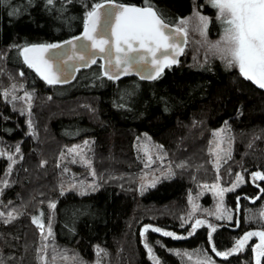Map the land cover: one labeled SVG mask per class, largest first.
I'll return each instance as SVG.
<instances>
[{"label":"trees","instance_id":"1","mask_svg":"<svg viewBox=\"0 0 264 264\" xmlns=\"http://www.w3.org/2000/svg\"><path fill=\"white\" fill-rule=\"evenodd\" d=\"M194 1L152 3L166 20L175 22L192 12ZM118 2L143 4L144 0ZM55 3L58 9L63 0ZM90 3L91 0H71L60 14L56 9L46 11L45 0L31 4L29 0H0V53L8 54L0 56V89L8 88L14 79L24 83V90L33 92L31 119L35 128L33 135L27 125L29 113L16 109L0 95V146L15 150L19 143L23 153V159L17 160L7 176L9 161L0 157V181L7 178L12 182L3 186L1 203L6 205V211L14 208L22 212L9 223H0V259L5 264H41L37 248L45 242L32 220L41 210L45 235L48 220L52 221L44 264L53 260V249L59 254L52 264H71L61 250H67L69 256L78 254L86 264H94L96 245L107 250V255L100 256L101 264H154L140 235L144 224L185 235L169 237L153 229L146 232L161 264H186L181 253L197 248L216 256L208 241V227L200 226L186 236L191 227L184 226L182 214L187 211V197L195 185L216 179L209 148L214 130L219 128L233 138L231 157L219 172L222 183L227 185L241 171L245 181L226 196L239 223L219 224L213 241L218 250H224L243 232L264 226L259 215L264 193L254 201L245 198L257 196L264 187V179L258 184L249 181L253 171H264V88L242 76L236 67L227 68L219 60L197 67L182 56L179 64L147 82L136 77L113 81L101 77L100 67L93 65L80 70L72 83L47 87L23 62L17 49L9 47L78 35L83 29L84 5ZM12 8L16 14H12ZM124 104L128 106H117ZM141 134L163 145L167 156L161 169L167 170L171 162L175 172L171 179H161L143 192L138 183L141 167L134 150L135 137ZM85 139L91 142L87 155L92 159L99 187L81 195L76 188H68L72 180L66 178L64 169L71 158L66 157L64 149ZM62 151L65 158L60 155ZM41 160L46 163L41 165ZM57 160L64 163L57 164ZM182 161L187 164L176 167ZM61 181L67 189L64 194L60 192ZM53 200L55 209L49 207ZM207 201L203 203L208 204ZM252 244L243 253H233L225 260L222 257L218 263L255 264Z\"/></svg>","mask_w":264,"mask_h":264},{"label":"snow or ice","instance_id":"2","mask_svg":"<svg viewBox=\"0 0 264 264\" xmlns=\"http://www.w3.org/2000/svg\"><path fill=\"white\" fill-rule=\"evenodd\" d=\"M34 0H29V4ZM7 3V0H5ZM71 0H63V3L56 8L55 0H45V10L52 11L56 9L58 13L63 14L66 11L67 5ZM206 3L216 9V19L222 25V32L219 38L214 41L207 40V31L211 22V17L205 15L202 11L194 9L190 16H182L175 22H169L163 15V12L157 8L152 0H144L143 4L136 3H120L118 0H91L89 4H85L82 22L83 30L78 35L69 36L66 40H56L53 42L40 43H23L21 45H10L15 47L18 55L22 57L23 62L29 68L34 69L40 77L43 78L49 85H62L74 78L76 71L82 67H88L91 64H100V76L108 77L111 80H118L121 76L127 73H136L141 78L148 80H156L163 75L166 68L179 64V56L184 52L188 38L189 23L193 16L197 19V30L205 37L208 50L214 55L219 56L225 62L227 67L236 66L242 76L254 81L256 85L264 88V0H206ZM200 7H204L201 5ZM12 14H16V9L12 8ZM7 53H0V56H7ZM99 58V61H98ZM207 54L205 60L207 61ZM2 71V69H0ZM23 76V69L20 71ZM25 89L23 82L17 84L13 79L12 84L8 88L0 89V95H3L7 101L11 95V101L15 106V101L23 100L27 108L21 107L20 111H27L29 119L27 125L29 132L35 135V128L31 119V103L33 92L28 90L23 91L22 96H18L17 89ZM34 91V90H33ZM124 93H122V96ZM118 107H127V104L117 105ZM227 125V121H225ZM219 142L215 143V148H209L210 153L215 154L212 163L217 169V178L219 180V169L222 162L231 157L232 137L225 133L224 128L215 129ZM227 142L228 147H221ZM90 141L85 139L82 145H71L69 152L74 153L73 161L82 163L91 169V175L96 176L95 168L92 167V159L87 155L90 151ZM68 147V146H66ZM158 149H163V145H157ZM147 151V148L145 149ZM62 157L65 153L62 151ZM160 157V163H165L164 157L167 152H157ZM0 157H7L9 163L5 169V175H10L17 160L23 159L19 143L15 145V152L7 151L0 148ZM149 161L152 156L149 155ZM46 161L41 160L40 164H45ZM61 161L57 160V164ZM167 171H161L160 175L152 174L151 179H142L140 183L141 191H145L148 186L155 187L161 179H171L175 172L172 170L171 162H168ZM187 161H182L176 167H183ZM149 164H145L147 169ZM67 168L64 172H68ZM231 172V169H229ZM141 175L147 177L149 173L142 171ZM252 183H257V178L264 179V171H253L251 173ZM217 183L212 186L214 196H216V211L203 209L193 202V197L189 195L190 210L182 214L186 215L187 219L183 223H191V230L188 235L195 232L201 225L208 226V241L211 243L212 250L218 257H229L233 253H239L248 244L250 238L258 237L256 244H252L253 257L255 264H261L264 258V226L254 229H249L243 232L242 235L234 239L231 247L224 250H218L213 241V233L219 225L211 223L208 219L197 215V211H206L209 216H219L228 221L234 219L233 212L228 210L224 205V194L227 191L236 189L240 184L244 183L245 177L243 171L235 173V179L230 185L223 186ZM12 183L5 178L0 181V192L3 191V186H8ZM99 187L96 180L92 181H77L72 180L68 184V188H76L81 195L87 192L95 191ZM67 189L64 187V181H61L60 192L64 194ZM264 193V187L260 188L259 196ZM257 196L247 197L249 200H256ZM240 197H237L236 209L239 210ZM49 207L55 209L56 201H49ZM21 210L9 208L6 212L0 209V218L4 223H9L17 216L21 215ZM43 210H41V215ZM264 219V210L259 213ZM254 217H249L253 219ZM33 222L39 227L41 240L43 243L41 248H37L38 259L46 261L47 259V239L52 235V221L48 220L47 235H45V221L41 216H32ZM236 223H239V218H236ZM153 229L158 233H163L169 237H179L182 233L171 231L164 227H159L154 224H144L140 229V235L143 238L145 249L148 255L153 259L154 264H161L160 257L153 250V246L148 243L146 232ZM159 243V242H158ZM97 260L94 264H101L100 256L107 255V250L96 245ZM64 258L70 260L71 264H86L79 258V255L74 253L68 255L67 250H61ZM169 251H172L171 249ZM179 254V250H176ZM203 251V257L200 264H217V261L208 254L206 249ZM44 252L45 255H39ZM59 253L53 249V260ZM188 255L187 252L184 253ZM0 264H5L3 259H0Z\"/></svg>","mask_w":264,"mask_h":264},{"label":"rangeland","instance_id":"3","mask_svg":"<svg viewBox=\"0 0 264 264\" xmlns=\"http://www.w3.org/2000/svg\"><path fill=\"white\" fill-rule=\"evenodd\" d=\"M201 5H203L204 7H200ZM194 9L202 11L205 15H208V16L211 17V22L209 24V28H208V31H207V40L208 41L217 40L219 38V35L222 32V25L216 19V9L213 8L212 6L208 5L206 3V0H195L194 1L193 10L187 16H190L193 13ZM206 54H207V57H208L207 61L205 60ZM183 57L187 58V60L189 61V63L191 65H195L197 67L204 66L205 63H207L210 60H219V61H221L224 64L225 67H227L225 65V62L223 60H221L219 58V56H214L208 50L207 43L205 42V37H203L201 35V33L197 30V19L194 16H193V18L191 19V21L189 23L188 38H187V43L185 45V49H184V52H183ZM232 67H236V66H232ZM236 68L239 70L238 67H236ZM6 77L9 80L11 79V77L8 74H7ZM15 82L17 84L21 83V82H17V81H15ZM11 84H12V81L10 80L8 85L10 86ZM62 90L71 91L69 88H64ZM23 91H24V89H19L18 88L16 90L17 95L18 96H22L23 95ZM9 100L11 101V95H9ZM15 102H16V104H15L14 107L16 109L20 110L21 107L27 108V105H25L23 100H17ZM24 112H27V111H24ZM217 136H218V134L215 133V136L212 139V141L219 142L218 139H217ZM82 142H80L78 144H75V145H82ZM134 144H135V146H134L135 149L134 150H135V154H136V159H137L138 165L141 167V173H142V171H147L149 173V175L147 177H143L141 175V173L139 174V176H138V183L139 184L141 183L142 179H151L153 173L158 176V175H160L161 171H167L166 169L165 170L161 169L162 164L160 163V157L157 155V152L163 153L164 151H163V149H158L157 148V145H159V144L155 143L148 135H144V134L136 136L135 140H134ZM69 147L65 146L64 151L67 154L66 157H70L71 158L70 162L72 164L73 163L74 164L71 165V163H68V165L65 167V168H67L69 170L65 174L66 178H68L69 180H73L74 179V180H77V181H86V182L87 181H92V180L98 181L97 173H96V176H92L90 174L91 173V169L88 166L77 162L78 159H79L78 157H77V161H73L72 157H73L74 153H70L69 152ZM221 147H224V148L228 147L227 142L223 143L221 145ZM0 148H2V147L0 146ZM146 148H147V151H145ZM212 148H215V143L212 144ZM4 149H6L7 151L15 152V150H13V149H11V150L10 149L8 150L7 148H4ZM150 154L152 156L151 161H149V159H148ZM3 158H7V157H3ZM63 158H65V156H63ZM214 158H215V154L211 153V161H213ZM164 160H165V157H164ZM227 160L228 159H226L225 161L227 162ZM63 161L64 160H62L61 162H63ZM225 161L221 163L220 169L223 166V164L226 163ZM146 163L149 164V167L147 169L145 168V164ZM212 166H213V168L216 171V179L214 181H211V182H207V181L198 182L195 185L196 187L194 186L195 189L193 188L192 192L190 194L193 197V202L196 203L198 206L202 207L203 209H208L210 211L215 212L217 210L216 209V203H217V199L218 198L216 196H214L213 191H212V186L217 183L218 178H217V169L213 165V163H212ZM220 169H219V172H220ZM222 180H223V177L219 173V180H218L219 185H223V186L227 187L233 181L232 180L227 185H224L222 183ZM259 180H263V179L257 178V183L256 184H258ZM249 181H250L251 184H253L252 183L251 174L249 175ZM230 191H232V190H230ZM190 194H188V197H187L188 205H187L186 213L191 208V204L189 203V195ZM227 194H228V191L225 192V194H224V205L227 207L228 210H230L232 212H234V211L236 212V210L230 209V207L227 205V203H226ZM204 200L205 201L208 200L207 201L208 204L203 203ZM5 207H6V205L1 203V198H0V209L4 210ZM261 210H264V205H263ZM4 211L6 212V210H4ZM197 215L202 216L203 218L208 219L211 223H214V224H217V225H219L221 223L223 224V223H229V222L231 224H233V223L236 222L235 216H234V219L232 221H228L226 219V217L221 219V217H219V216H215V215L209 216L208 212H206V211H199L198 210L197 211ZM38 216H41V218H43V215H41V214H39ZM186 219H187V216L184 215L183 216V220H186ZM2 222H3V219L0 218V223H2ZM191 223H192V221H189L188 223H183V224H184V226L185 225H187V226L190 225V227H191ZM4 224H6V223H4ZM201 226H207V225H201ZM45 233H46V231H45ZM188 233L186 234V236H188ZM183 236H185V235H183ZM179 237H181V236H179ZM258 240H259L258 237H252V238H250L248 244H250L251 242H253V244H256L258 242ZM246 246H245L244 249L241 250L242 253L245 251ZM201 250H203V249L197 248V249H193V250H185V251H183L181 253V255L184 257V260H185L186 264H200V260L203 257V251H201ZM185 252H187L188 255H185L184 254ZM209 255H211L217 261V264H219L218 261H220V259L222 257H216V256H214L212 254H209ZM252 255H253V251H252ZM225 259H227V258L223 257L221 260H225ZM253 261L255 262L254 257H253ZM44 262H46V261H41V264H44ZM53 262L54 261L52 259H50V260L48 259V263L47 264H52Z\"/></svg>","mask_w":264,"mask_h":264},{"label":"flooded vegetation","instance_id":"4","mask_svg":"<svg viewBox=\"0 0 264 264\" xmlns=\"http://www.w3.org/2000/svg\"><path fill=\"white\" fill-rule=\"evenodd\" d=\"M82 30H83V29H82ZM98 61H99V58H98ZM101 63H102V62L99 61L98 63L91 64L90 66L98 65V66L100 67V64H101ZM27 66H28V65H27ZM90 66L80 68L78 71H76L74 78H72L70 81H68V82L65 83V84L72 83V82L76 79L77 74H78V72H79L80 70H82V69H86V68H89ZM169 68H170V67H169ZM169 68H166L165 71H166L167 69H169ZM30 69H31V68H30ZM100 70H101V69H100ZM32 71L37 75V77H38L39 79H41V80L44 82V84H45L47 87L55 86V85H49L46 81H44L43 78L40 77L39 74L36 73L34 69H32ZM165 71H164V72H165ZM126 77H136V78H138L139 80H141L138 76L124 75V76H121L118 80H113V81H119V80H121L122 78H126ZM107 78H108V77H107ZM108 79H109V78H108ZM110 80H111V79H110ZM142 81H144V80H142ZM152 81H154V80H152ZM147 82H151V81H147ZM65 84H62V85H65ZM245 198H246L247 200H249V199L247 198V196H245ZM249 201H250V200H249ZM214 254H215V252H214Z\"/></svg>","mask_w":264,"mask_h":264},{"label":"water","instance_id":"5","mask_svg":"<svg viewBox=\"0 0 264 264\" xmlns=\"http://www.w3.org/2000/svg\"><path fill=\"white\" fill-rule=\"evenodd\" d=\"M182 56H183V53L179 56V60L182 58ZM102 62V61H101ZM177 65V64H176ZM173 66H175V65H173ZM172 66V67H173ZM125 75H131V76H138L136 73H127V74H125ZM141 80H144V81H152V80H148V79H144V78H141V76H138ZM71 79H69L68 81H70ZM258 197V196H257ZM251 201H253V200H251Z\"/></svg>","mask_w":264,"mask_h":264}]
</instances>
